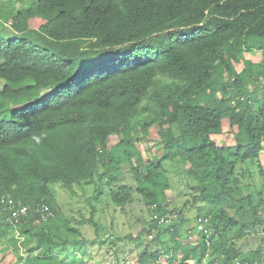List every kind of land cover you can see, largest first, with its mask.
Instances as JSON below:
<instances>
[{
	"label": "trees",
	"instance_id": "obj_1",
	"mask_svg": "<svg viewBox=\"0 0 264 264\" xmlns=\"http://www.w3.org/2000/svg\"><path fill=\"white\" fill-rule=\"evenodd\" d=\"M7 1L0 5V197L45 203L54 214L18 225L21 237L10 242L21 264H67L57 249L89 241L67 219L54 225L61 217L52 184L98 182L97 196L105 189L122 209L135 191L161 215L173 203L168 164L191 198L173 207L174 225L151 219L128 237L141 247L143 233L155 232L160 244L144 245L132 264L178 255L184 264H264V236L256 248L239 245L259 229L264 235V184L249 181V163L264 150V0ZM43 89L50 94L40 98ZM225 128L232 144L215 138ZM153 133L161 154L145 157L141 144ZM112 134L120 139L109 146ZM122 163L136 188L119 183ZM187 207L196 208L198 223L210 221L193 241ZM14 229L0 212V238ZM106 236L114 250L106 252L128 264L120 255L127 238Z\"/></svg>",
	"mask_w": 264,
	"mask_h": 264
},
{
	"label": "rangeland",
	"instance_id": "obj_2",
	"mask_svg": "<svg viewBox=\"0 0 264 264\" xmlns=\"http://www.w3.org/2000/svg\"><path fill=\"white\" fill-rule=\"evenodd\" d=\"M7 4V0H0L1 6H6ZM17 6L19 5L17 4ZM247 56L249 55L247 54ZM252 57L257 56L256 54H253ZM0 85H2V82H0ZM49 94L50 91L48 89H43L40 92V98H45ZM175 130L176 133H178L177 129ZM151 136L154 140L149 145L144 143L141 144V150L145 157H150L152 154H157L158 156L161 154V145L159 139H156L157 134L153 133ZM233 136L234 135H232L229 128H225L224 132L215 138L220 144H232L234 142ZM119 139L120 137L117 134L110 135L108 138L109 146H112ZM245 166L246 165L241 166V173H243L242 170H244L243 168H245ZM121 168L123 173H121L122 175L119 179V183H127L133 186V188H136V182L132 175L133 173H131L129 169V165L127 163H122ZM168 169L172 182V188L168 195L169 200L173 201L169 209L173 207H181L187 198H191V190L186 186V179L176 172L175 166H170L168 164ZM249 169L253 175L252 180L249 181H253L252 184L256 186H262L264 184V150L259 159L249 163ZM51 188L58 202L60 217L63 218H59V224L56 223L54 225L65 226L66 223L64 219H67L69 225H73L80 229L83 238L89 239L86 243H82L81 247L78 249H73V247L68 250L57 249L56 253L60 257H63V255L67 256V264H116L117 261H115V256L112 253L109 255L106 252L107 249L110 248L108 244L111 240V238L108 237L109 235L106 236L107 233L114 235L119 234L121 237L127 238L124 247L120 249V255L127 259L128 264H132L137 254L144 248V245L148 244L150 251H155L159 248L160 244L158 241H153L154 236L157 234L155 232H153L152 236L151 234L143 233L145 241L142 243L143 245L141 247H137L134 241L128 238L129 236H132L135 239V237L139 236V234L147 228L151 220L149 214L150 211L142 200L141 195L137 192H133V201L128 203L125 208L122 209L111 202L105 189L104 193L97 196L99 188H101L100 183L98 182L92 184L78 183L73 186L55 183L51 185ZM253 188L254 186H252L251 190ZM92 206L95 207L94 211ZM185 215L188 218L186 228H188V230L191 229L193 235V238H190L189 240L193 241L197 236L196 228L200 233L204 230L200 229V224L197 222L198 217L196 208L187 207ZM89 218H93L96 225L91 223ZM166 226L168 225H163V227ZM206 228L207 224L205 225V230ZM18 236H20L19 231L14 229L10 231L8 235L0 238V264H21V261L18 259L17 254L13 250V245L10 242L11 239ZM263 236L264 235L259 229L258 233L249 234L246 238L239 240V245L242 243L245 250L256 248ZM78 237H80V235ZM99 237L101 239L106 237V242L104 244L99 243L97 241ZM170 237V235L161 236L164 240H169ZM117 243L122 244V241H117ZM73 250H77V253L73 252ZM109 251L113 252L114 250L113 248H110ZM22 254L24 258L27 256V253H24V251ZM121 256L120 260L123 259ZM179 257L180 256L178 255V258L175 260H167L164 259L165 257H162L163 260L156 264H184L179 261ZM209 260V258L204 260L202 264H209ZM185 264L191 263L188 260Z\"/></svg>",
	"mask_w": 264,
	"mask_h": 264
},
{
	"label": "built area",
	"instance_id": "obj_3",
	"mask_svg": "<svg viewBox=\"0 0 264 264\" xmlns=\"http://www.w3.org/2000/svg\"><path fill=\"white\" fill-rule=\"evenodd\" d=\"M150 219H157L161 225L167 224L168 226L174 225L180 218L179 209L170 208L169 212L159 215L155 209L156 205H150ZM169 208V207H168ZM0 212L5 214L7 221L13 224L18 230V225L23 223L32 222L39 224L51 219L54 215L51 208L45 203H38L35 206H27L20 200H15L10 196L0 197ZM208 218L203 217L200 219V229L205 230V225L208 224ZM193 238L192 231H190L189 239ZM189 262L195 264L194 260L190 259ZM235 264H241L237 259Z\"/></svg>",
	"mask_w": 264,
	"mask_h": 264
}]
</instances>
